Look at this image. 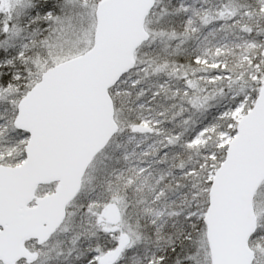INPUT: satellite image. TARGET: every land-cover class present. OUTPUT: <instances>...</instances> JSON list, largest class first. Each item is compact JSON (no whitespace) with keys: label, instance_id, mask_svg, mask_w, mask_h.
Returning <instances> with one entry per match:
<instances>
[{"label":"snow or ice","instance_id":"6c2138e0","mask_svg":"<svg viewBox=\"0 0 264 264\" xmlns=\"http://www.w3.org/2000/svg\"><path fill=\"white\" fill-rule=\"evenodd\" d=\"M0 264H264V0H0Z\"/></svg>","mask_w":264,"mask_h":264}]
</instances>
